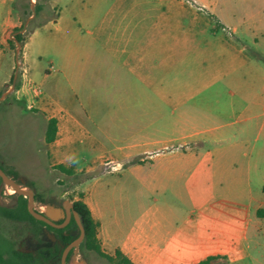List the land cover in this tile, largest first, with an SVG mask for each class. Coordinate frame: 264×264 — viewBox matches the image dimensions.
<instances>
[{
  "label": "crops",
  "instance_id": "crops-1",
  "mask_svg": "<svg viewBox=\"0 0 264 264\" xmlns=\"http://www.w3.org/2000/svg\"><path fill=\"white\" fill-rule=\"evenodd\" d=\"M17 2L0 0L3 82L12 67L8 41L22 25ZM43 14L34 30L54 28L59 61L89 69L87 80L101 85L99 110H83L84 118L51 102L57 163L69 161L87 131L82 119L94 121L98 112L118 119L101 128L115 142L110 153L121 173L113 193L100 205L87 189L82 199L99 223L102 250H119L133 264L258 261L252 248L264 234V139L253 144L252 133L264 76L254 93L246 52L264 51V0H249L239 17L218 16L195 0H48ZM42 104L39 98L35 106ZM88 138L89 149L105 145Z\"/></svg>",
  "mask_w": 264,
  "mask_h": 264
},
{
  "label": "rangeland",
  "instance_id": "rangeland-1",
  "mask_svg": "<svg viewBox=\"0 0 264 264\" xmlns=\"http://www.w3.org/2000/svg\"><path fill=\"white\" fill-rule=\"evenodd\" d=\"M31 2L35 4L36 0ZM248 2L249 0H195V5H204L205 10L218 16L234 13L239 17L246 11ZM112 5V1L107 4ZM55 15V12H50L47 17ZM31 17L28 24L34 20V16ZM44 20L45 16L41 13L34 23L37 25ZM34 31L26 35L25 58L21 45L19 49L18 45L15 49L8 47L12 62L10 76L3 82V76L0 74L1 96L6 93L0 100V168L25 190L34 191V204L38 212L45 211L49 202L60 205L67 201L84 199L86 189L92 194L90 201L100 205L103 197L107 198L113 193L117 174H121L119 170H111L104 164L108 160L117 164L118 158L114 152L110 153L115 142L104 137L101 128L107 126V119L108 124L112 122L116 126L118 119L115 115L110 118L101 117L99 112L94 121L82 119L87 131L79 132L69 161L64 165L57 163L52 144L45 142L47 122L53 118V111L48 103L52 102L56 107L66 110L80 109L81 118H84L83 110H99L100 100L97 93L100 92L101 85L87 80L89 69L68 61H59L60 53L51 42L52 38L57 36L53 27ZM246 54L253 60V91L259 94L260 90L256 85L259 78L264 76V51H256L253 48L248 49ZM36 86L41 91L39 94L42 96L44 110H40L38 105L29 108L35 95L32 88ZM86 95H92V98L85 99ZM18 97L20 101H17ZM117 106L116 103L112 105L113 108ZM254 112L257 115L253 121V144L264 139V103ZM103 118L105 120L102 122ZM88 136L97 140L103 139L104 147L95 145V148L89 149L86 146L90 140ZM91 165L96 166L93 172L88 171ZM62 167L70 172L61 169ZM21 196H17L13 188L0 179V209L15 207ZM41 227L40 224L6 218L0 213V245L36 253L49 246L43 240V234L36 233ZM260 242V245H254L252 248V253L258 261H248L247 264H264V234ZM73 251L75 257L83 255L91 264H111L95 252L84 249L81 244L78 250ZM104 253L110 255L106 251ZM51 264H61V258H55ZM70 264H77L76 259H72Z\"/></svg>",
  "mask_w": 264,
  "mask_h": 264
},
{
  "label": "trees",
  "instance_id": "trees-1",
  "mask_svg": "<svg viewBox=\"0 0 264 264\" xmlns=\"http://www.w3.org/2000/svg\"><path fill=\"white\" fill-rule=\"evenodd\" d=\"M48 0H36L35 4H32L31 0H18L16 3V9L20 10L22 25L16 28L13 32V38L8 41V46L11 49H15L19 43L22 48L27 41V34H30L34 29L39 27L41 23L35 25V19L38 18L44 10L45 2ZM31 16H34L28 25L26 21ZM1 96V93H0ZM58 133V122L55 118H50L47 122L45 132V142L52 144L55 142ZM66 170L65 168H61ZM75 208L80 216L82 226L84 228V238L81 243L82 247L88 251H93L102 258L107 259L111 264H133L121 251L116 250L114 255L105 254L101 248L98 240V227L99 223L93 218L90 208L82 200L79 199L74 202ZM0 213L9 219L16 221H27L32 224H40L42 227L37 229L36 233H43V229L46 227L50 232H53L59 239L60 243L55 246H45L38 250L36 253L29 251H22L15 248H4L0 245V264H51L55 258H61L64 246H68L74 242L79 236L78 226L75 220L68 228H75L78 233L73 235L69 229H59L52 227L41 220L35 219L28 210V199L21 196L17 200V204L13 208H1ZM201 264H206L202 262Z\"/></svg>",
  "mask_w": 264,
  "mask_h": 264
},
{
  "label": "water",
  "instance_id": "water-1",
  "mask_svg": "<svg viewBox=\"0 0 264 264\" xmlns=\"http://www.w3.org/2000/svg\"><path fill=\"white\" fill-rule=\"evenodd\" d=\"M32 19L28 18L26 21V25L28 24V22ZM18 49L20 48V44L18 43ZM6 94V93H5ZM5 94H2V96L0 97V100L4 97ZM0 179L7 184L8 186L12 187L13 190L15 191V193L17 194V196H24L28 199V210L30 212V214L37 220H41L43 222H45L46 224L52 226V227H56V228H60L62 227V225H58L57 221L60 218H64L67 217V221L70 219L71 217V207L73 206V203L67 201L64 205V207H58L55 206V204L53 203H47L46 204V208L45 211H41L38 212L35 209V194L33 190H25L24 187L19 184L18 182L14 181L11 177H9L2 168H0ZM53 214H56L53 215ZM74 218L76 220V223L80 229V235L79 237L72 242L71 244H69L68 246H64L62 245V247H64V250L62 252L61 255V264H68L67 263V258L69 255V252L72 249L78 250L79 245L81 244V242L83 241L84 238V228L82 226L80 217L78 215V213L76 211H74ZM43 240L44 241H48L51 240L53 242V244L55 243V241L57 240V237L54 233L50 232L47 228L43 229Z\"/></svg>",
  "mask_w": 264,
  "mask_h": 264
},
{
  "label": "flooded vegetation",
  "instance_id": "flooded-vegetation-1",
  "mask_svg": "<svg viewBox=\"0 0 264 264\" xmlns=\"http://www.w3.org/2000/svg\"><path fill=\"white\" fill-rule=\"evenodd\" d=\"M69 202H71V201H69ZM49 203H53V204H55V206H58V207H64V205H65V203H63V204H57L56 202H49ZM71 203H73V206L71 207V217H70V219L67 221V217H64V218H60L58 221H57V224L58 225H62V227H60L59 229H67L71 224H72V221L73 220H75V218H74V211H76L77 212V210H76V208H75V205H74V202H71ZM78 213V212H77ZM53 215H55L56 216V214H53ZM79 215V214H78ZM80 217V216H79ZM75 222H76V220H75ZM77 224V223H76ZM78 226V225H77ZM46 228V227H45ZM56 228V227H55ZM69 229V231L73 234V235H76L77 233H78V231L75 229V228H68ZM78 230H79V235H80V229H79V227H78ZM53 233V232H52ZM43 234V233H42ZM43 236H44V234H43ZM79 237V236H78ZM45 243L46 244H48L49 246H51V245H56V244H59L60 243V241H59V239L57 238V240L55 241V243L53 244V242L51 241V240H48V241H45ZM82 243V242H81ZM54 245V246H55ZM73 250H75V249H72V251L70 252V254L68 255V258H67V263L68 264H70V262L72 261V259H76V263L77 264H91L87 259H86V257L85 256H83V255H80V257H78V255H76V257H75V253H74V251Z\"/></svg>",
  "mask_w": 264,
  "mask_h": 264
},
{
  "label": "built area",
  "instance_id": "built-area-1",
  "mask_svg": "<svg viewBox=\"0 0 264 264\" xmlns=\"http://www.w3.org/2000/svg\"><path fill=\"white\" fill-rule=\"evenodd\" d=\"M31 1H35V0H31ZM33 92H34V100H32V102H30L29 104V108L31 107H35L36 103L38 102V99L41 98L42 96L40 95L41 94V91L40 89L36 86V87H33ZM40 93V94H39ZM48 105L52 108V103H48ZM115 162L113 161H109V162H106V166L111 169V170H117V167H118V164H114Z\"/></svg>",
  "mask_w": 264,
  "mask_h": 264
},
{
  "label": "bare ground",
  "instance_id": "bare-ground-1",
  "mask_svg": "<svg viewBox=\"0 0 264 264\" xmlns=\"http://www.w3.org/2000/svg\"><path fill=\"white\" fill-rule=\"evenodd\" d=\"M43 210V209H42Z\"/></svg>",
  "mask_w": 264,
  "mask_h": 264
}]
</instances>
